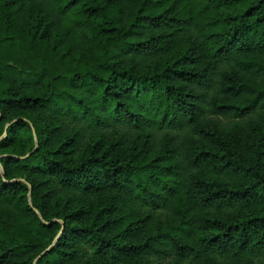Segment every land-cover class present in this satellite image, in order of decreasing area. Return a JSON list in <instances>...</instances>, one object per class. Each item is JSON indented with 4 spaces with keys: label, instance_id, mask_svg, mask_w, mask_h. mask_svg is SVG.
Here are the masks:
<instances>
[{
    "label": "trees",
    "instance_id": "1",
    "mask_svg": "<svg viewBox=\"0 0 264 264\" xmlns=\"http://www.w3.org/2000/svg\"><path fill=\"white\" fill-rule=\"evenodd\" d=\"M0 264H264V0H0Z\"/></svg>",
    "mask_w": 264,
    "mask_h": 264
}]
</instances>
